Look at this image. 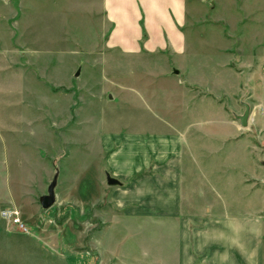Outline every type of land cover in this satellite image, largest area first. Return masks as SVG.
I'll list each match as a JSON object with an SVG mask.
<instances>
[{
	"label": "rangeland",
	"instance_id": "1",
	"mask_svg": "<svg viewBox=\"0 0 264 264\" xmlns=\"http://www.w3.org/2000/svg\"><path fill=\"white\" fill-rule=\"evenodd\" d=\"M112 30L106 0H0V136L6 139L0 193L13 191L17 197L0 209L13 205L28 230L55 241L61 237L70 264H176L173 236L164 237L158 220L136 217L141 201L129 199L127 209L113 202L117 187L108 185L107 174L120 180L113 174V136L119 138L128 118L157 115L164 89L175 84L149 69L164 65L173 75L177 69L189 90L178 100L213 97L232 121L245 109L237 95L214 97L188 85L183 66L190 64L188 56L181 61L128 56L109 43ZM218 30L228 35L227 29ZM208 41L195 51L212 53L229 44L216 35ZM231 68L237 71V62ZM194 79L205 81L202 75ZM244 129L247 148L257 150L249 123ZM257 153L247 160L259 165L263 157ZM153 174L139 173L125 187ZM56 175V203L44 210L40 198ZM249 183L264 193V169ZM257 202L239 207L255 210ZM259 216L264 221V209ZM17 260L14 264H28Z\"/></svg>",
	"mask_w": 264,
	"mask_h": 264
},
{
	"label": "crops",
	"instance_id": "2",
	"mask_svg": "<svg viewBox=\"0 0 264 264\" xmlns=\"http://www.w3.org/2000/svg\"><path fill=\"white\" fill-rule=\"evenodd\" d=\"M106 10L113 27L111 46L148 60L188 56L190 64L183 65L188 85L214 97L237 95L239 105L250 108L249 129L259 144L257 150L247 148L238 120L245 111L232 121L213 97L178 100V94L181 98L189 91L175 74L178 70L173 75L165 65L149 69L175 87L164 89L157 117L128 118L119 138L113 136V174L123 184L113 186L114 204L127 209L129 199L141 201L136 217L158 220L164 237L173 236L176 264H263L264 221L259 214L264 193L249 179L255 181L264 169V0H106ZM219 27L228 35L222 36ZM214 35L229 44L212 53L195 51ZM198 75L205 77L203 84L195 81ZM5 144L0 136V150ZM256 151L263 157L259 165L252 157L247 160ZM150 170L153 175L125 187ZM16 198L13 191H2L0 204H14ZM256 200L255 210L239 207ZM198 205L205 209L199 212ZM19 257L28 264H70L61 237L55 241L40 230L24 232L0 218V264L19 263Z\"/></svg>",
	"mask_w": 264,
	"mask_h": 264
},
{
	"label": "water",
	"instance_id": "3",
	"mask_svg": "<svg viewBox=\"0 0 264 264\" xmlns=\"http://www.w3.org/2000/svg\"><path fill=\"white\" fill-rule=\"evenodd\" d=\"M175 74H179L178 71H175ZM249 116H250V108L248 106H246V111L242 116L238 117V120L241 123V126L244 128H247L248 123H249ZM57 179H58V175H56L52 181V183L50 184L49 188H48V192L46 195H43L40 198V204L42 206V208L44 210H48L51 207H53L56 203V187H57ZM107 183L110 186H117V185H121V182L113 177H111L109 174H107Z\"/></svg>",
	"mask_w": 264,
	"mask_h": 264
},
{
	"label": "built area",
	"instance_id": "4",
	"mask_svg": "<svg viewBox=\"0 0 264 264\" xmlns=\"http://www.w3.org/2000/svg\"><path fill=\"white\" fill-rule=\"evenodd\" d=\"M0 218L9 221L11 224L18 227L24 232L27 231V228L24 226L23 221L21 219V212L15 206L0 209Z\"/></svg>",
	"mask_w": 264,
	"mask_h": 264
}]
</instances>
